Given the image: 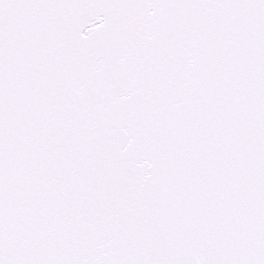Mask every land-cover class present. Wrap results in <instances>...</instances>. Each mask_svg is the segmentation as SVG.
Returning a JSON list of instances; mask_svg holds the SVG:
<instances>
[{
  "label": "snow or ice",
  "instance_id": "snow-or-ice-1",
  "mask_svg": "<svg viewBox=\"0 0 264 264\" xmlns=\"http://www.w3.org/2000/svg\"><path fill=\"white\" fill-rule=\"evenodd\" d=\"M0 264H264V0H0Z\"/></svg>",
  "mask_w": 264,
  "mask_h": 264
}]
</instances>
